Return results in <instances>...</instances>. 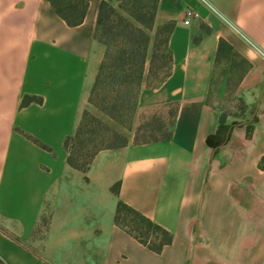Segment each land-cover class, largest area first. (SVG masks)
I'll return each mask as SVG.
<instances>
[{
    "label": "crops",
    "instance_id": "1",
    "mask_svg": "<svg viewBox=\"0 0 264 264\" xmlns=\"http://www.w3.org/2000/svg\"><path fill=\"white\" fill-rule=\"evenodd\" d=\"M88 1L84 20L70 26L48 0H0V259L264 264V58L201 0H159L156 24L174 22L172 68L158 86L140 88L136 123L174 105L171 136L136 143L133 132L82 171L68 164L64 140L81 121L104 56L94 36L101 0ZM209 1L264 48V0ZM187 8L196 12L189 22ZM221 37L249 62L237 90L246 115L227 116L222 139L210 144L221 115L210 101ZM25 94L43 100L21 106ZM120 199L170 231L172 242L156 252L117 225Z\"/></svg>",
    "mask_w": 264,
    "mask_h": 264
},
{
    "label": "trees",
    "instance_id": "2",
    "mask_svg": "<svg viewBox=\"0 0 264 264\" xmlns=\"http://www.w3.org/2000/svg\"><path fill=\"white\" fill-rule=\"evenodd\" d=\"M54 11L68 25L80 24L86 15L88 0H48ZM159 0H101L98 6L94 36L104 45V56L92 86L89 102L119 124L131 123L137 112L138 94L142 85L158 86L171 73L172 51L169 38L174 27L173 21L156 24ZM229 62L231 72L240 68V79L249 66L233 45L221 37L218 44L216 66L222 60ZM240 81V80H239ZM42 97L25 94L21 106L41 103ZM211 101V100H210ZM243 104V102H242ZM220 124L216 133L210 134L207 141L213 144L223 137L228 123L225 112L220 106ZM242 109L246 110L243 104ZM165 113H154L147 121H142L134 133L136 143L166 140L171 136V125L177 108ZM145 122V123H144ZM232 120L231 123H236ZM253 131V123H247V136ZM37 144L49 146L30 136ZM114 139L117 142L102 146L101 143ZM129 138L116 126L109 125L101 118L84 111L81 121L73 134L66 136L64 147L66 160L72 167L86 171L95 154L103 148H118L126 145ZM113 191L119 192V183ZM114 221L138 241L153 251L160 252L164 245L172 242L170 231L154 222L124 200L118 201ZM47 223V218L46 222ZM1 264H5L0 259Z\"/></svg>",
    "mask_w": 264,
    "mask_h": 264
},
{
    "label": "rangeland",
    "instance_id": "3",
    "mask_svg": "<svg viewBox=\"0 0 264 264\" xmlns=\"http://www.w3.org/2000/svg\"><path fill=\"white\" fill-rule=\"evenodd\" d=\"M104 50L105 47L102 44ZM228 60L222 59L217 67L216 71L214 74V86L212 89V93L210 95V100L215 104L220 106L225 112L229 113L228 117H236V118H241L242 116L246 115V110L242 109V101L240 97L237 94L238 86H239V80H240V74L241 71L240 68L238 70H234L233 72L230 71L229 69V62ZM146 84V82L144 83ZM147 85V84H146ZM171 110V108L168 107V109H152L146 112H143L140 115V120L139 123H136V114L134 115L131 123H125V124H119L109 118L105 113L100 111L97 107H95L93 104L90 102L87 103L86 107L83 110L89 112L92 115H95L99 118H101L104 122L108 123L109 125L116 126L122 134H124L125 137L129 138L131 137L132 133H135V130L137 126L144 121L143 115L145 116V121L151 117L152 114L154 113H165L167 110ZM83 115V114H82ZM143 118V119H142ZM145 123V122H144ZM115 141L114 139L109 140L108 142H103L101 143L102 146H106L109 144H114ZM46 215L42 220L40 221L38 230L36 232V236L38 238H41L43 235L44 231V226L46 222Z\"/></svg>",
    "mask_w": 264,
    "mask_h": 264
},
{
    "label": "built area",
    "instance_id": "4",
    "mask_svg": "<svg viewBox=\"0 0 264 264\" xmlns=\"http://www.w3.org/2000/svg\"><path fill=\"white\" fill-rule=\"evenodd\" d=\"M205 3L210 9H212L225 23H227L231 28H233L250 46L251 48L261 57L264 58V48L254 41L250 36H248L242 29L236 26L231 20H229L213 3L209 0H201ZM186 18L185 21L189 22L190 19L196 15V12L191 9L187 8L185 11Z\"/></svg>",
    "mask_w": 264,
    "mask_h": 264
},
{
    "label": "water",
    "instance_id": "5",
    "mask_svg": "<svg viewBox=\"0 0 264 264\" xmlns=\"http://www.w3.org/2000/svg\"><path fill=\"white\" fill-rule=\"evenodd\" d=\"M1 264V263H0Z\"/></svg>",
    "mask_w": 264,
    "mask_h": 264
}]
</instances>
